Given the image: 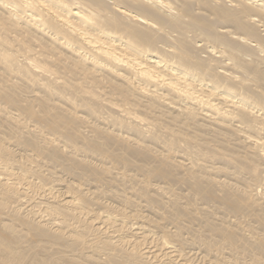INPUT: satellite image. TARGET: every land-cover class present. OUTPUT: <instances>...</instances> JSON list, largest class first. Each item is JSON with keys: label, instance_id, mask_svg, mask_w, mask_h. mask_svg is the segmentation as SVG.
I'll use <instances>...</instances> for the list:
<instances>
[{"label": "bare ground", "instance_id": "1", "mask_svg": "<svg viewBox=\"0 0 264 264\" xmlns=\"http://www.w3.org/2000/svg\"><path fill=\"white\" fill-rule=\"evenodd\" d=\"M260 28L264 0H0V264H264Z\"/></svg>", "mask_w": 264, "mask_h": 264}, {"label": "rangeland", "instance_id": "2", "mask_svg": "<svg viewBox=\"0 0 264 264\" xmlns=\"http://www.w3.org/2000/svg\"><path fill=\"white\" fill-rule=\"evenodd\" d=\"M227 1H230V0H227ZM261 29V28H260ZM261 30H263L264 31V28H262ZM262 31V34H264V32ZM31 195V194H30ZM32 196V195H31ZM35 198H37L38 199V201H40L39 200V195H33ZM28 201V199H26L25 200V202H27ZM108 201V203H111L112 201H110L109 202V200H106V202ZM26 206H28V205H26ZM170 228L173 230L174 228L172 227V226H170ZM202 257L200 256V259H199V256H197V258L195 259V263H197V264H201L202 262ZM206 262H208V261H206ZM208 264V263H207Z\"/></svg>", "mask_w": 264, "mask_h": 264}]
</instances>
